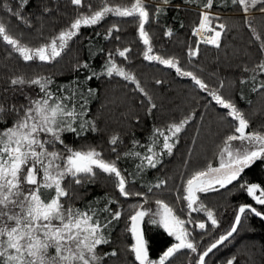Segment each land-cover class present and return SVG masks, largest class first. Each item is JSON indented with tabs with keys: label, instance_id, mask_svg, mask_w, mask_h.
<instances>
[{
	"label": "snow or ice",
	"instance_id": "6c2138e0",
	"mask_svg": "<svg viewBox=\"0 0 264 264\" xmlns=\"http://www.w3.org/2000/svg\"><path fill=\"white\" fill-rule=\"evenodd\" d=\"M76 9L75 17L58 33L45 39L38 46H31L23 39V33L14 36L8 24L0 18V42L16 54L23 62H39L41 64L56 61L69 48V43L78 37L82 28L101 23L109 16L132 18L136 23L138 39L145 46L143 58L175 69V72L191 80L204 90L215 103L226 110L222 119L230 118V131L225 135L217 153L218 164L209 162L206 167L194 171L178 188L182 195L178 201L186 202L189 216L193 212H203L212 227H218L219 221L214 210L208 208L200 194L219 192L228 186L238 185L256 205L264 206V184L243 180L246 170L250 171L257 163L264 164V125L251 128V121L237 104L220 94L225 86L219 82V88L211 89L209 85L191 71L179 66L176 57L165 58L153 53L152 38L146 29L152 20H158L168 8L179 11L184 4L197 0H181L173 4V0H158L155 11L147 0H132L130 4H112L109 0H101L100 6L93 9L86 0H68ZM32 0H0V9L16 18L27 28H32V14L25 15L24 9ZM232 5L240 7L244 13L245 24L258 42L260 59L254 67L245 66L250 75L240 80L242 86L249 85L251 91L264 90V80H258L257 73L264 75V38L257 32L248 15L256 11L264 15V0H230ZM40 10L42 19L45 14L59 12L58 7H50L46 0H37L35 5ZM217 0H199L198 24L192 28V35L200 37L195 47L189 46V58L199 54L200 44H210L219 48L226 25L220 23L221 17L212 11ZM86 8L87 11L81 9ZM183 27V22L180 23ZM118 24H112L104 34V39L113 38V33L120 31ZM211 33V35H208ZM172 37L174 31L167 28L164 33ZM42 36V30L37 29ZM100 35V33H96ZM119 41L120 36L116 35ZM103 51V49H101ZM130 47L109 51L102 65V71L90 69L87 61L77 62L74 69L90 70L85 77L91 81L106 75L122 77L131 81L141 93L148 98V113L156 107L151 97L141 87L136 76L116 63V56L128 59ZM8 87L0 93V264H105L109 258L117 257L118 251H101L110 245L111 229L124 216L121 207L115 210L113 204L119 201L107 193L103 197H94L84 208L76 207L71 201L79 196L74 188L92 183L98 174H104L113 180L114 189L119 196L142 198L141 203L129 205L130 213L125 220V232L130 234L132 243L127 251L131 253L137 264H170L171 258L182 250L196 254L190 264H208L206 258L219 246H223L239 228L243 226L249 215L264 220V212L250 203H240L234 212V220L230 229L221 234L202 251L193 235V230L186 227L193 224L195 228L206 230V221L194 222L191 218L182 219L177 210L161 198H155V209L146 207L152 202L149 194L167 188L168 179L158 178L149 183L146 192H131L130 183H135L148 169H156L163 164L165 156L173 155L180 141V134L188 125L191 117H184L178 122L169 123L165 128L154 127L149 143L141 145L140 141H132V147L122 155L117 151L122 143L119 134L109 137L107 143L114 159L105 158L104 151L96 146L75 148L66 143V134L81 137L86 132H97L96 120L91 118L89 107L97 89L85 87L79 77L67 84L53 89L54 83L50 75L15 74L7 78ZM157 84L161 81L157 80ZM229 86H232L231 83ZM35 89V95H27L25 89ZM23 97V104L13 103ZM11 120V123H8ZM139 145L144 151H136ZM129 159L134 163V170L128 172L118 166V161ZM183 179V177H182ZM242 181V182H241ZM234 182H236L234 184ZM184 211V209H180ZM147 218V219H146ZM146 225H157L174 237L175 243L168 246L157 259L149 254V242L146 239ZM238 257L233 255L226 264H237Z\"/></svg>",
	"mask_w": 264,
	"mask_h": 264
},
{
	"label": "trees",
	"instance_id": "16d2710c",
	"mask_svg": "<svg viewBox=\"0 0 264 264\" xmlns=\"http://www.w3.org/2000/svg\"><path fill=\"white\" fill-rule=\"evenodd\" d=\"M46 2L50 7H58L59 12L53 11L50 16L45 14L42 19L38 20L36 17L40 16V10L35 6L37 0H32V3L24 9L25 15L32 14V28H27L16 18L7 14L4 9H0V18L8 24L12 35L17 36L23 33L25 42L33 47L38 46L48 37L58 33L76 15L75 7L70 5L68 0H46ZM86 2H90L95 9L100 6L101 0H86ZM109 2L119 5L130 4L132 0H109ZM156 3L158 0L149 3L153 6L150 11H155ZM177 3H181V0H173V4ZM81 10L87 11L86 8ZM210 11L217 13L221 17L219 22L227 26L222 34L219 48L210 44H200L197 56L189 58L187 55L189 46L195 47L196 45L192 28L198 22L199 0H197L195 3L184 4L179 11L170 7L159 16L158 20H152L146 25V29L151 34L153 53L165 58H178L179 66L183 70L193 72L211 89L219 88V82L224 81L225 86L220 89V94L226 99L233 100L250 119L251 128L257 129L264 125V90L253 92L250 84L242 86L240 80L250 75L249 72H245V66L251 69L260 59L258 42L246 26L240 7L232 5L230 0H217V6ZM248 19L264 38V15L253 11L251 15H248ZM181 22H183V27L180 26ZM114 23L118 24L121 30L113 33V38L105 40L104 34ZM230 23L237 25V28H232ZM169 27L174 31L172 37L163 34ZM37 29L42 30V36L37 35ZM116 35L120 36L119 41L115 40ZM125 47L131 48L128 59L116 56V63L124 67L126 71L133 73L141 87L151 97V102L156 105L151 114L148 113L150 107L148 98L136 89L133 82L125 81L122 77L115 75L111 78L106 75L99 79L94 77L91 81H86L85 77L90 74V70L76 71L74 69L77 62L87 61L90 69L99 73L102 71V65L107 59L108 52ZM144 50L145 46L138 39L135 21L132 18L114 16L107 17L98 25L82 28L79 36L69 43V48L51 63H25L16 54L9 56L10 49L0 42V93L8 87L7 78L15 74H25L29 77L38 74L50 75L54 81L53 89L79 77L85 87L97 89L89 107L90 116L96 120L99 130L86 132L81 137L66 134V143L75 148L96 146L104 151L107 159L115 158L107 143L113 134H119L121 137L122 143L117 151L122 155L132 147L134 140L140 141L141 145L148 144L154 127L165 128L171 122L191 117L188 125L180 134V141L173 155L165 156L162 165L156 169L146 170L140 177H137L135 183L128 185V190L131 192H146V186L149 183L155 182L158 178H170L165 190L157 191L156 195H149L151 200L164 199L177 210L181 218H184L186 217V202L177 200V196L183 194L182 191H178V188L194 171L206 167L209 162L212 164L217 162L218 146L230 131V118L222 119L226 110L217 105L206 91L195 85L190 77L180 76L175 69L156 61L144 60ZM256 75L258 80H264V75L259 73ZM157 80L161 83L157 84ZM230 83L232 86H229ZM24 91L27 95H35L36 90L26 88ZM25 102L23 97L13 101L18 104ZM8 123L10 124L11 120H8ZM135 150L144 151L139 145ZM135 162L138 161L122 159L118 161V166L132 172ZM243 180L264 184V164L257 163L250 171L246 170ZM74 192L79 198L71 203L78 208H84L89 201H93L94 197H103L105 193L119 201L118 205L113 204L111 207L113 210L121 207L124 216L111 229L112 243L103 246L101 251L111 249L118 251V256L109 258L105 264H137L131 253L127 251L132 239L124 229L125 220L130 213L129 205L142 202V198L131 196L126 199L119 196L114 189L113 180L104 174H98L92 183L86 182L74 188ZM200 196L201 201L214 210L219 221L218 227H212L203 212L192 213L191 218L195 221L208 223L206 230L198 228L193 230L201 251L230 229L234 220V212L240 203L253 204L264 212V206L256 205L245 192L239 190L238 185L235 187L230 185L219 192ZM180 209L184 211L181 212ZM145 234L152 259H157L168 246L174 243L173 237L168 236L157 225H146ZM233 255L238 257L237 264H264L263 220L249 215L238 233H235L223 246L214 250L206 259L208 264H226L227 259ZM195 258L196 254L182 250L171 258L170 264H190V261L194 262Z\"/></svg>",
	"mask_w": 264,
	"mask_h": 264
},
{
	"label": "rangeland",
	"instance_id": "374dc122",
	"mask_svg": "<svg viewBox=\"0 0 264 264\" xmlns=\"http://www.w3.org/2000/svg\"><path fill=\"white\" fill-rule=\"evenodd\" d=\"M147 2L148 3H152L153 2V0H147ZM253 13V11L252 12H250L249 13V15H251ZM244 14V13H243ZM196 24H198V22L196 23ZM231 25H232V28H237V25H235L234 23H230ZM211 34V33H210ZM201 44H204V43H201ZM218 164V159H217V162L215 163V164H213V166H216ZM201 195V194H200ZM155 200V199H154ZM154 200H152V202H150L148 205H146V207H151V208H153V209H155V204H154ZM141 203V202H140ZM186 209V217H184V218H182V219H189V218H191V215H192V213L190 214V216H189V213H188V210H187V208H185ZM147 219V218H146ZM192 219V218H191ZM194 222H196L194 219H192ZM186 227H188L190 230H194L195 229V226H194V223L193 224H187L186 225ZM173 239H174V237H173ZM133 242V241H132ZM176 241H175V239H174V243H175Z\"/></svg>",
	"mask_w": 264,
	"mask_h": 264
},
{
	"label": "built area",
	"instance_id": "2783aa9c",
	"mask_svg": "<svg viewBox=\"0 0 264 264\" xmlns=\"http://www.w3.org/2000/svg\"><path fill=\"white\" fill-rule=\"evenodd\" d=\"M208 35H211L210 33H208ZM197 38V40H199L200 39V37H196Z\"/></svg>",
	"mask_w": 264,
	"mask_h": 264
},
{
	"label": "water",
	"instance_id": "95a60500",
	"mask_svg": "<svg viewBox=\"0 0 264 264\" xmlns=\"http://www.w3.org/2000/svg\"><path fill=\"white\" fill-rule=\"evenodd\" d=\"M264 221V220H263Z\"/></svg>",
	"mask_w": 264,
	"mask_h": 264
}]
</instances>
